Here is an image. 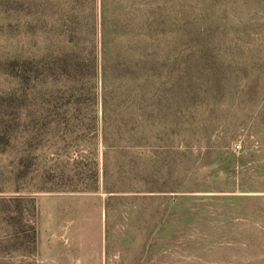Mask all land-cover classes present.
<instances>
[{"label": "rangeland", "instance_id": "1", "mask_svg": "<svg viewBox=\"0 0 264 264\" xmlns=\"http://www.w3.org/2000/svg\"><path fill=\"white\" fill-rule=\"evenodd\" d=\"M0 264H264V0H0Z\"/></svg>", "mask_w": 264, "mask_h": 264}]
</instances>
